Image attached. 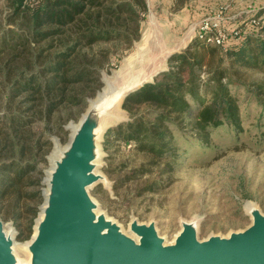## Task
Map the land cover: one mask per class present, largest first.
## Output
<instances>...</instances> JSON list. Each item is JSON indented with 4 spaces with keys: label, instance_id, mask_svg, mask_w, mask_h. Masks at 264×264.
Masks as SVG:
<instances>
[{
    "label": "trees",
    "instance_id": "1",
    "mask_svg": "<svg viewBox=\"0 0 264 264\" xmlns=\"http://www.w3.org/2000/svg\"><path fill=\"white\" fill-rule=\"evenodd\" d=\"M5 1L8 10L0 18V211L14 220L18 237L28 239L43 199L40 165L47 163L52 146L47 133L37 135L34 125L44 122L46 131L61 127L54 121L58 111L82 104L86 90L96 93L111 52L103 44L132 48L149 8L147 0ZM258 14L254 19L261 22ZM167 63L153 81L125 98L131 118L107 133V146L129 147V155L141 158L129 170L127 163L111 169L116 195L143 178L146 183L137 187L136 196L158 191L182 167L188 149L181 145L210 146L212 133L224 126L242 131L241 98L233 86H243L264 109V82L239 77L241 68L264 72V23H247L222 45L207 44L196 34ZM124 194L129 197L128 191Z\"/></svg>",
    "mask_w": 264,
    "mask_h": 264
},
{
    "label": "rangeland",
    "instance_id": "2",
    "mask_svg": "<svg viewBox=\"0 0 264 264\" xmlns=\"http://www.w3.org/2000/svg\"><path fill=\"white\" fill-rule=\"evenodd\" d=\"M147 4L149 10L143 13L142 35L132 48L103 44L111 52L105 67L100 69L102 83L96 93L90 95L86 90L82 104L58 111L54 121H58L61 127L55 126L46 131L44 122L34 125L37 135L46 132L52 140L47 163L40 165L44 176L51 166L48 156L54 146V136L59 137L62 144L68 142L70 130L65 126L70 121H79L88 107L89 99L105 87V79L117 80L118 85L133 80H136L134 84L154 80L157 72L167 68L169 55L189 46L197 25L221 8L225 9L224 24L232 33L246 26L258 13L261 22L256 20L255 24L260 23L262 27L264 23V0H147ZM7 10L6 1L0 0V18ZM195 19L197 24H191V20ZM239 77L247 83L264 82V72L256 69L241 68ZM233 90L241 98L243 130L237 132L224 126L212 133L210 146L196 141L181 145L182 149H188L182 167L161 189L136 196L137 187L146 183L145 178L125 186L122 195H116L114 189L111 191L102 182L90 188L100 208L118 221L127 233L131 220L138 218L141 222L155 220L160 235L167 242H172L181 230L182 219L196 220L202 239L211 234L228 235L246 228L252 222L246 212L249 201L264 211V109L243 86H233ZM124 101L104 118V134L99 142L102 155L98 172L107 175L113 186L111 169L127 163L125 169L129 170L141 163L140 157L129 155V147L119 148L116 144L107 146L106 143L109 129L131 118L130 112L123 106ZM42 137L43 140L47 139ZM44 187L42 182V189ZM125 190L129 197L124 194ZM0 216L16 227V252L21 259L27 260L29 252L26 242L34 234V227L31 236L22 239L18 237L19 229L14 220L7 219L1 211Z\"/></svg>",
    "mask_w": 264,
    "mask_h": 264
},
{
    "label": "water",
    "instance_id": "3",
    "mask_svg": "<svg viewBox=\"0 0 264 264\" xmlns=\"http://www.w3.org/2000/svg\"><path fill=\"white\" fill-rule=\"evenodd\" d=\"M104 81L105 87L89 99L78 126L56 154V143L61 141L54 136L48 156L51 166L42 181L44 200L35 218V232L26 242L27 260L16 252V227L0 216V264H264V211L254 202L246 208L252 222L242 230L202 239L198 222L182 219L172 242L160 235L155 220L133 218L127 233L100 208L90 188L102 182L113 191V182L98 172L104 118L149 82ZM73 122L65 128L70 130Z\"/></svg>",
    "mask_w": 264,
    "mask_h": 264
},
{
    "label": "built area",
    "instance_id": "4",
    "mask_svg": "<svg viewBox=\"0 0 264 264\" xmlns=\"http://www.w3.org/2000/svg\"><path fill=\"white\" fill-rule=\"evenodd\" d=\"M225 9L221 8L213 16L206 17L202 22L196 27V34L200 39L204 40L207 44H218L222 45L228 41L235 34L239 36L241 34L242 28L238 31H228L226 28L225 21ZM256 23V19L251 21Z\"/></svg>",
    "mask_w": 264,
    "mask_h": 264
},
{
    "label": "bare ground",
    "instance_id": "5",
    "mask_svg": "<svg viewBox=\"0 0 264 264\" xmlns=\"http://www.w3.org/2000/svg\"><path fill=\"white\" fill-rule=\"evenodd\" d=\"M135 81L136 80H133L132 82H130L129 84L131 85V84H133V83H135ZM129 86V85H128ZM124 88H121V89H119L118 91H117V93H115V96H116V98H120V96H121V94H122V90H123ZM78 122L79 121H77V122H73V123H71L70 124V133L71 132H73L75 129H76V127L78 126ZM100 142V141H99ZM64 146V144H62V143H60L59 141L56 143V147H55V150H54V152H55V154L57 153V152H59V150L61 149V147H63ZM254 205V203H251L250 201L247 203V205H246V207H247V209H250L252 206ZM41 216H42V214H41ZM40 216V217H41ZM27 244V243H26ZM27 246V245H26Z\"/></svg>",
    "mask_w": 264,
    "mask_h": 264
},
{
    "label": "crops",
    "instance_id": "6",
    "mask_svg": "<svg viewBox=\"0 0 264 264\" xmlns=\"http://www.w3.org/2000/svg\"><path fill=\"white\" fill-rule=\"evenodd\" d=\"M193 17H195V16L193 15ZM191 22H192L191 24H193V25H194V24H197V21H196V19H195V20H193V21L191 20ZM191 24H190V26H191ZM193 25H192V26H193ZM242 28H244V27H242ZM195 35H196V34H195Z\"/></svg>",
    "mask_w": 264,
    "mask_h": 264
}]
</instances>
